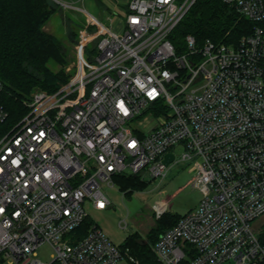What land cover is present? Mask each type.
<instances>
[{"label":"built area","instance_id":"obj_1","mask_svg":"<svg viewBox=\"0 0 264 264\" xmlns=\"http://www.w3.org/2000/svg\"><path fill=\"white\" fill-rule=\"evenodd\" d=\"M195 1L125 0L119 27L78 9L89 29L64 67L73 73L52 92L34 88L0 131V264H139L95 221L82 237L75 228L87 206L112 205L117 175L162 181L177 162L200 198L151 245L156 259L264 264V0H220L252 29L229 41L187 33L178 50L169 36ZM151 209L159 218L168 202Z\"/></svg>","mask_w":264,"mask_h":264},{"label":"trees","instance_id":"obj_2","mask_svg":"<svg viewBox=\"0 0 264 264\" xmlns=\"http://www.w3.org/2000/svg\"><path fill=\"white\" fill-rule=\"evenodd\" d=\"M55 6L52 0H0V103L7 112L0 123V131H8L27 112L25 100L34 88L52 92L68 79L64 72L68 62L65 48L43 29ZM251 29L252 23L228 4L220 0H196L169 38L179 50L184 47L183 36L187 33L194 35L198 42L206 37L229 41ZM50 62L58 68L50 67ZM114 181L125 196H129L132 189H142L146 184L136 175H117ZM179 215L164 212L155 219L156 224L145 236L132 232L124 237L120 247L139 264H161L151 245L175 224ZM93 222L86 216L75 228L74 235L82 237Z\"/></svg>","mask_w":264,"mask_h":264},{"label":"rangeland","instance_id":"obj_3","mask_svg":"<svg viewBox=\"0 0 264 264\" xmlns=\"http://www.w3.org/2000/svg\"><path fill=\"white\" fill-rule=\"evenodd\" d=\"M52 1L57 6H55V11L51 13L43 25V29L45 28L46 32L53 35L63 44L68 60L65 66L73 60L72 47L74 44L71 43L70 39L75 37V40H77L79 31L82 30L80 27L88 23V17L84 12L78 10L79 8L86 9L101 22L107 23L108 16H111L113 23L117 18V10L112 9V0ZM60 3H66L72 8L63 7ZM70 31L71 33H69ZM70 34L72 35L71 37ZM49 66L53 69L58 68L51 62ZM72 73L73 71H70L68 77ZM173 150L175 153H179L178 147L173 148ZM187 166V162L173 164L162 181L157 178L144 177L142 180L146 183L145 186L142 189H132L129 196H125L115 182L114 188L106 189L112 205L103 210H96L91 206H87L86 211L89 217L116 244H120L125 236L135 231L140 233L141 236H145L146 232L156 224L151 209V204L154 201L158 199L167 200L168 210L177 214H183L197 206L200 192L189 183L193 172ZM124 217H126L127 225L122 229L119 228L118 223ZM37 252L39 258L48 259L52 249L49 245L43 244L38 248ZM116 264H130V262L126 259H121ZM223 264L235 263L232 260H227Z\"/></svg>","mask_w":264,"mask_h":264},{"label":"crops","instance_id":"obj_4","mask_svg":"<svg viewBox=\"0 0 264 264\" xmlns=\"http://www.w3.org/2000/svg\"><path fill=\"white\" fill-rule=\"evenodd\" d=\"M112 6L114 10H117V14H116V20L115 22L113 23L112 21V18L111 16H108L107 19H108V22L105 23V22H102L106 25H113V26H116V27H119L120 25V18H121V15H122V11L125 9L126 7V3H125V0H112ZM81 29L85 28L86 30L89 29V27H85V25H83L82 27H80ZM45 29V28H44ZM70 33V32H69ZM76 36V35H75ZM71 43L74 44V41H75V37H72L70 39ZM93 44H88V48H91ZM73 49V47H72ZM73 59H74V54H73ZM72 61V60H71Z\"/></svg>","mask_w":264,"mask_h":264},{"label":"water","instance_id":"obj_5","mask_svg":"<svg viewBox=\"0 0 264 264\" xmlns=\"http://www.w3.org/2000/svg\"><path fill=\"white\" fill-rule=\"evenodd\" d=\"M172 157H173V154H172L171 152L166 153V154L164 155L163 162H164L165 164H167L168 161H170V160L172 159ZM125 172H126L127 174L130 173L129 170H126Z\"/></svg>","mask_w":264,"mask_h":264}]
</instances>
